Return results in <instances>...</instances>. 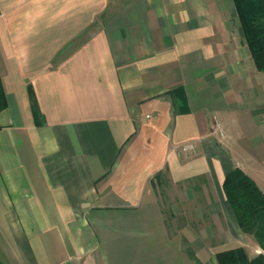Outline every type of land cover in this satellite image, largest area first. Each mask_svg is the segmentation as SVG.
Listing matches in <instances>:
<instances>
[{
    "label": "crops",
    "instance_id": "obj_1",
    "mask_svg": "<svg viewBox=\"0 0 264 264\" xmlns=\"http://www.w3.org/2000/svg\"><path fill=\"white\" fill-rule=\"evenodd\" d=\"M234 12L0 0V264H217L235 239L260 254L222 192L236 167L264 193V74ZM157 174L203 179L200 237L166 221Z\"/></svg>",
    "mask_w": 264,
    "mask_h": 264
},
{
    "label": "trees",
    "instance_id": "obj_2",
    "mask_svg": "<svg viewBox=\"0 0 264 264\" xmlns=\"http://www.w3.org/2000/svg\"><path fill=\"white\" fill-rule=\"evenodd\" d=\"M232 2L254 67L264 74V0ZM28 94L33 100L30 88ZM222 192L239 229L253 236L263 253L249 259L243 248L230 249L215 255L217 264H264V193L236 167L225 176Z\"/></svg>",
    "mask_w": 264,
    "mask_h": 264
},
{
    "label": "rangeland",
    "instance_id": "obj_3",
    "mask_svg": "<svg viewBox=\"0 0 264 264\" xmlns=\"http://www.w3.org/2000/svg\"><path fill=\"white\" fill-rule=\"evenodd\" d=\"M234 17H235L236 25L239 26L235 12H234ZM242 40H243V46L247 48L244 41V37L242 38ZM152 187L156 199L158 203L161 205L162 214L166 218V221H168L169 223L175 222L178 225H182L185 223H192L193 232L194 234H196V236H199V229L201 225L211 224V219L213 215L210 212H208V207L211 203L212 198L206 197V194L204 192L205 191L204 182L201 177L198 178L196 177L192 181H188L186 183L171 185L163 180L161 174H157L154 177V181H152ZM172 207H176L177 210L176 215L172 214L171 212ZM244 235L251 236L248 234H244ZM251 238L252 241L259 247L255 238L253 236H251ZM238 241L237 239H235L234 241H231L233 243L231 245H227V243H224V245L222 244L221 246L218 247L214 245L215 248L214 247L213 248L214 250L222 249L223 247H225V249H228L230 248V246H231L230 249L240 248V247H235ZM259 249H260V253H263L260 247ZM194 258L196 259L195 256ZM194 263L198 264V262L197 263L194 262ZM206 264H210V263H206Z\"/></svg>",
    "mask_w": 264,
    "mask_h": 264
}]
</instances>
